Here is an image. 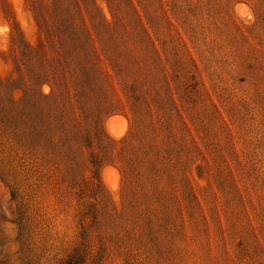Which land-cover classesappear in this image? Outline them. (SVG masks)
<instances>
[{"label": "rangeland", "instance_id": "374dc122", "mask_svg": "<svg viewBox=\"0 0 264 264\" xmlns=\"http://www.w3.org/2000/svg\"><path fill=\"white\" fill-rule=\"evenodd\" d=\"M264 264V0H0V264Z\"/></svg>", "mask_w": 264, "mask_h": 264}, {"label": "trees", "instance_id": "16d2710c", "mask_svg": "<svg viewBox=\"0 0 264 264\" xmlns=\"http://www.w3.org/2000/svg\"><path fill=\"white\" fill-rule=\"evenodd\" d=\"M61 264H85L83 255L78 249H74ZM94 264V263H93ZM95 264H98L97 262Z\"/></svg>", "mask_w": 264, "mask_h": 264}]
</instances>
